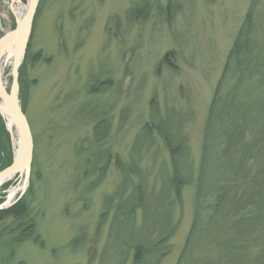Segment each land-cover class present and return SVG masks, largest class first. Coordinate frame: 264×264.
<instances>
[{
    "label": "rangeland",
    "instance_id": "1",
    "mask_svg": "<svg viewBox=\"0 0 264 264\" xmlns=\"http://www.w3.org/2000/svg\"><path fill=\"white\" fill-rule=\"evenodd\" d=\"M168 1H40L27 51H40L44 57L27 65L32 82L25 109L32 133L38 137L35 165L27 177L20 175L13 186L0 189V206L17 189L12 205L28 190L31 176L38 175L33 176L29 200L40 240L20 244L0 240V264H116L123 245L135 242V232L124 233L122 224L111 228L105 221L96 237L95 226L104 196L114 194L118 186L114 158L128 159L138 130L150 121L153 100L168 122L184 126L190 158L197 166L209 102L250 0H170L173 7L166 12ZM20 2L27 4V0ZM131 5L140 11L147 9L128 21ZM11 18V0H1L5 31ZM168 52L170 59L164 62ZM9 67L8 62L5 69ZM4 75L8 86L10 77ZM249 96L243 95L242 101L254 108L258 125L264 114L263 92L255 85ZM85 102L96 116L76 114ZM105 116L110 117L109 134L102 147L108 148L111 162L99 182L91 186L99 170L93 168L90 153L101 151L91 143V129ZM153 139L149 155L157 151L158 169L160 162L168 163V152L157 134ZM150 164L147 159L141 166L147 171ZM157 180L162 191L165 179L161 173ZM180 200L174 207V218L179 221L169 239L171 252L160 264H176L181 256L193 219V185L184 187ZM262 231L264 224L259 223L244 239L255 243L246 248L247 261L264 248ZM211 246L198 249V254L217 255ZM239 258L233 257V263L240 262Z\"/></svg>",
    "mask_w": 264,
    "mask_h": 264
},
{
    "label": "trees",
    "instance_id": "2",
    "mask_svg": "<svg viewBox=\"0 0 264 264\" xmlns=\"http://www.w3.org/2000/svg\"><path fill=\"white\" fill-rule=\"evenodd\" d=\"M132 5L127 11L128 21L135 20L147 9L145 7L140 11ZM170 7L173 6L169 0L166 12ZM11 19L12 29L15 24ZM3 29L0 19V37ZM170 56L171 53H166L163 61L167 62ZM43 57L40 51L34 54L27 51L19 67V99L24 113L29 84L32 82L27 65L33 66ZM255 85L264 96V0L249 1L243 23L228 50L221 78L209 102L197 166H193L190 158L184 126L182 129L181 124L177 126L168 122L166 114L157 111L154 100L151 103L150 121H146L138 130L128 159L114 158L118 186L114 194L104 196L94 232L97 237L105 221L111 228L122 224L124 233L128 230H131V234L135 232V242L123 245V254L118 255L116 264H127L129 258V264H160L171 252L169 239L176 232L179 221L174 218V207L180 203L182 191L188 185L194 187L193 219L176 264H234L237 260L233 263V257L238 255L242 262L239 264H264V248L247 261L249 254L246 248L255 243L244 241L253 234L259 223L264 224V114L257 125L254 108L250 109L242 101L243 95L250 97V90ZM88 106L86 102L81 103L76 114L96 116ZM167 110L163 109L164 112ZM92 117L90 119L93 120ZM109 122L110 117L105 116L96 120L91 129V143L101 150L90 153L94 159L93 168L99 170L91 186L99 182L111 162L108 148L103 150L102 147L109 134ZM154 134L158 135L166 148L169 159L168 163L160 162L158 169L155 168L154 156L157 151L151 157L149 155ZM33 136L35 143L38 137ZM13 151L14 143L7 129L6 118L0 113V170L11 163ZM103 151L104 154H101ZM147 159H150L151 167L146 171L141 165ZM34 165L35 161L32 163L33 169ZM160 173L165 179L162 191L157 180ZM33 176L38 178L37 174ZM33 176L26 193L14 204L0 209V240L10 239L13 244L27 239L39 242L29 200ZM18 178V175L14 176L0 189L13 186ZM7 219L10 222L3 225ZM108 235L111 236L110 233ZM205 246L215 248L218 254L212 255L208 251L203 255L198 254V249L204 250L207 248Z\"/></svg>",
    "mask_w": 264,
    "mask_h": 264
},
{
    "label": "water",
    "instance_id": "3",
    "mask_svg": "<svg viewBox=\"0 0 264 264\" xmlns=\"http://www.w3.org/2000/svg\"><path fill=\"white\" fill-rule=\"evenodd\" d=\"M39 2L40 0H27L25 12L21 17H18L12 8L15 27L0 37V50L7 46L10 47L9 75L11 76L8 87L0 79V113L7 120L10 134L16 136L12 161L0 170V185L17 174L24 173L27 177L32 167L34 139L30 123L19 99V67L25 58Z\"/></svg>",
    "mask_w": 264,
    "mask_h": 264
},
{
    "label": "bare ground",
    "instance_id": "4",
    "mask_svg": "<svg viewBox=\"0 0 264 264\" xmlns=\"http://www.w3.org/2000/svg\"><path fill=\"white\" fill-rule=\"evenodd\" d=\"M12 8L15 11V13L17 14V16L21 17L23 15V13L25 12L26 5H23L20 2V0H12ZM9 59H10V47L7 46V47H4L0 50V79H1V81H3L5 67H6ZM12 178H10L9 180H11ZM9 180H7V181H9ZM1 186L2 185H0V187ZM16 190L17 189L14 188L10 191L8 201L4 204V206H7L10 204L11 197L14 195Z\"/></svg>",
    "mask_w": 264,
    "mask_h": 264
}]
</instances>
